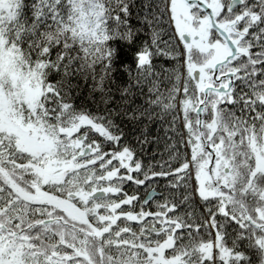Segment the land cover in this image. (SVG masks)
Instances as JSON below:
<instances>
[{
    "label": "snow or ice",
    "instance_id": "obj_1",
    "mask_svg": "<svg viewBox=\"0 0 264 264\" xmlns=\"http://www.w3.org/2000/svg\"><path fill=\"white\" fill-rule=\"evenodd\" d=\"M135 7L0 0V264H264V0H142L151 44L109 107ZM77 78L102 110L75 106ZM158 180L160 200L124 190Z\"/></svg>",
    "mask_w": 264,
    "mask_h": 264
},
{
    "label": "trees",
    "instance_id": "obj_2",
    "mask_svg": "<svg viewBox=\"0 0 264 264\" xmlns=\"http://www.w3.org/2000/svg\"><path fill=\"white\" fill-rule=\"evenodd\" d=\"M135 3L137 7L134 8L133 12L134 15L131 19V24L135 26L138 29V36L136 39V42L132 45H129L121 40H114L111 41V46L116 49V58L114 61V67L115 71L113 72V76L115 78L116 83L110 85L112 88V95L115 97V103L109 105V107H116L118 104L121 103L120 100V94L117 91V87H124L127 86L129 83L133 81L136 75V68H135V53L138 48H140L143 45L151 44V38H152V31L153 29L150 28L147 24H145L142 19H139L138 17H142V13L140 11V5L142 3V0H135ZM164 32L161 35L162 41H171V44L177 48V50H182L178 40L173 39V30L169 25L167 24V18L165 17L164 23H163ZM161 47H164V45L161 43ZM155 50L154 48L152 49ZM154 63L157 66V70H160L161 67L169 69L170 71L172 69H178L180 72L184 73V67L182 63L177 62L176 60H172L169 58H166L164 56H157L154 57ZM128 66V69L123 70L122 66ZM53 80L59 79V76L53 75ZM183 79V77H182ZM168 83V82H166ZM73 100L74 104L78 108H83L85 110H90L92 112H97L98 110H102L103 105L100 103V94L98 92L92 91V85L93 81L89 78L87 81L77 78L73 80ZM145 92H147V88L145 87ZM133 91H136V89H133ZM143 99L138 98L136 100V103H142ZM119 122V121H118ZM179 123V122H177ZM127 131V129H126ZM163 134L162 132L160 133ZM154 146H149L148 153L144 155L143 161L145 166H147L150 162V159L153 155L152 148ZM160 150L163 151V143L160 145ZM181 154H183L186 150L181 148ZM165 159H167L168 154L165 152L164 154ZM183 156L181 155V159ZM160 158L159 156L156 157L155 163H159ZM179 160L173 159L172 164L173 166H178ZM155 170H159L158 168H155ZM142 178V177H141ZM191 184V181H190ZM124 190L129 195H136L140 199L137 203H140L143 199V197L147 194L150 190H155L160 194V197L156 200H160L162 198V195L166 196L168 195V189L165 185L164 181H157L155 183L148 182L144 186L138 187L135 184L126 183L124 185ZM128 207V206H126ZM151 210H155L156 204L154 202L150 203L148 206ZM139 209L137 208V211ZM188 211H195L196 215L199 216L202 209L197 204H192L187 208ZM218 219H221L218 217ZM135 227V226H134ZM208 237L205 236V239Z\"/></svg>",
    "mask_w": 264,
    "mask_h": 264
},
{
    "label": "water",
    "instance_id": "obj_3",
    "mask_svg": "<svg viewBox=\"0 0 264 264\" xmlns=\"http://www.w3.org/2000/svg\"><path fill=\"white\" fill-rule=\"evenodd\" d=\"M154 192V194H155V198H158V197H160V194L158 193V192H156V191H154V190H150L147 194H146V196L143 198V200L150 194V193H153ZM145 206H147V205H145Z\"/></svg>",
    "mask_w": 264,
    "mask_h": 264
},
{
    "label": "rangeland",
    "instance_id": "obj_4",
    "mask_svg": "<svg viewBox=\"0 0 264 264\" xmlns=\"http://www.w3.org/2000/svg\"><path fill=\"white\" fill-rule=\"evenodd\" d=\"M184 71H185L184 73H186V70H185V68H184ZM125 208H127V207L125 206Z\"/></svg>",
    "mask_w": 264,
    "mask_h": 264
},
{
    "label": "flooded vegetation",
    "instance_id": "obj_5",
    "mask_svg": "<svg viewBox=\"0 0 264 264\" xmlns=\"http://www.w3.org/2000/svg\"><path fill=\"white\" fill-rule=\"evenodd\" d=\"M179 42V41H178ZM180 44V43H179ZM181 48H182V45L180 44Z\"/></svg>",
    "mask_w": 264,
    "mask_h": 264
}]
</instances>
